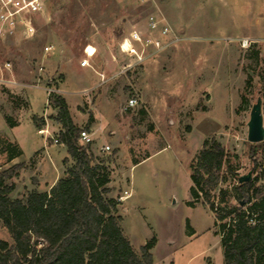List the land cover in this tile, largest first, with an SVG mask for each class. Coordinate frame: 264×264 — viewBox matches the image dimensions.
Instances as JSON below:
<instances>
[{
    "label": "rangeland",
    "instance_id": "rangeland-1",
    "mask_svg": "<svg viewBox=\"0 0 264 264\" xmlns=\"http://www.w3.org/2000/svg\"><path fill=\"white\" fill-rule=\"evenodd\" d=\"M33 23L31 36L0 37V173L10 196L47 189L73 164L64 144L38 133L45 117L54 136L61 131L58 93L73 122L94 132L91 149L111 170L109 197L120 199L137 253L156 238L153 264H224L217 213L240 205L233 188L249 171L264 191V144L251 147L247 126L259 96L264 115V0H47ZM134 31L137 54L121 49ZM132 96L138 106L122 110ZM212 138L227 153L215 212L202 195L189 203L190 166ZM10 151L22 154L10 161ZM0 240L13 242L2 222Z\"/></svg>",
    "mask_w": 264,
    "mask_h": 264
},
{
    "label": "trees",
    "instance_id": "trees-1",
    "mask_svg": "<svg viewBox=\"0 0 264 264\" xmlns=\"http://www.w3.org/2000/svg\"><path fill=\"white\" fill-rule=\"evenodd\" d=\"M51 104L58 109L62 125L60 143L67 147L73 164L49 190H35L23 198L10 196L13 188L5 184L9 175L0 173V222L13 239L12 243L0 240V264H153L150 250L156 238L141 248L142 256L137 253L117 214L120 199L109 197L110 168L104 161H96L91 145L80 143L82 129L73 122L65 98L54 93ZM92 121L90 117L89 124ZM263 144L250 142L253 149ZM21 154L10 151L9 159ZM63 162L67 164L68 158ZM226 162L224 146L214 138L206 140L190 166L191 205L202 195L211 211L219 210L212 192ZM254 185L253 181L235 185L234 196L240 205L221 208L223 213L216 215V224L222 222L218 234L224 264H264V191ZM221 193L224 201L227 191ZM250 202L244 210L242 205ZM230 215L233 217L223 222Z\"/></svg>",
    "mask_w": 264,
    "mask_h": 264
},
{
    "label": "built area",
    "instance_id": "built-area-1",
    "mask_svg": "<svg viewBox=\"0 0 264 264\" xmlns=\"http://www.w3.org/2000/svg\"><path fill=\"white\" fill-rule=\"evenodd\" d=\"M47 0H0V37H6L8 34L22 33L25 36H31L35 33V25L33 23V18L36 14L42 13L46 7ZM150 25L153 29L158 27V21L154 19L153 16L150 17ZM170 31L169 27H164L162 34H168ZM129 41V47L123 48L126 41ZM141 41V37L137 31L131 32L129 38H125L121 44V49L133 54H137L135 48L133 47V42ZM159 46V42H157ZM53 49V46L49 45L45 47V51L49 52ZM138 60L142 61L144 58L137 55ZM81 66L89 67L90 63L87 58L81 61ZM47 91H55L48 88ZM139 104V99L137 96H132L128 99L122 110H130ZM46 116V115H45ZM46 125L38 129V133L45 136L46 139H51L54 143H60L59 133L54 136L49 130V123L47 117H45ZM94 132L82 129L79 136V141L83 145H91L94 141ZM112 150L109 144H104L101 146V151L110 152ZM131 195L127 190L124 192L122 199H126Z\"/></svg>",
    "mask_w": 264,
    "mask_h": 264
},
{
    "label": "water",
    "instance_id": "water-1",
    "mask_svg": "<svg viewBox=\"0 0 264 264\" xmlns=\"http://www.w3.org/2000/svg\"><path fill=\"white\" fill-rule=\"evenodd\" d=\"M263 98L259 96L252 106L248 126V141L251 143H259L264 141V115H263ZM252 181V171L238 178V183H246ZM243 204V203H242Z\"/></svg>",
    "mask_w": 264,
    "mask_h": 264
},
{
    "label": "crops",
    "instance_id": "crops-1",
    "mask_svg": "<svg viewBox=\"0 0 264 264\" xmlns=\"http://www.w3.org/2000/svg\"><path fill=\"white\" fill-rule=\"evenodd\" d=\"M16 158H17V157H16ZM16 158L10 159V161H13V160L16 159ZM59 178H61V176H57L56 178H53L51 184L48 185L47 189H44V190H41V189H40V190H38V191H46V190H49L50 187L53 186V185L59 180Z\"/></svg>",
    "mask_w": 264,
    "mask_h": 264
},
{
    "label": "bare ground",
    "instance_id": "bare-ground-1",
    "mask_svg": "<svg viewBox=\"0 0 264 264\" xmlns=\"http://www.w3.org/2000/svg\"><path fill=\"white\" fill-rule=\"evenodd\" d=\"M247 42V41H246Z\"/></svg>",
    "mask_w": 264,
    "mask_h": 264
}]
</instances>
